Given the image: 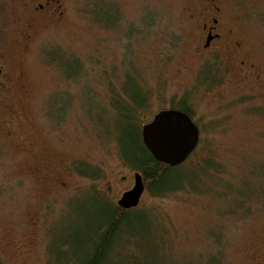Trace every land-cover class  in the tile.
I'll return each instance as SVG.
<instances>
[{
  "label": "rangeland",
  "instance_id": "obj_1",
  "mask_svg": "<svg viewBox=\"0 0 264 264\" xmlns=\"http://www.w3.org/2000/svg\"><path fill=\"white\" fill-rule=\"evenodd\" d=\"M24 3L0 0V66L11 74L0 94L1 261L70 263L108 209L93 193L117 206L133 188L115 135L131 72L151 94L141 128L185 101L200 125L185 190L147 191L138 207L150 213L153 250L173 264H264V88L230 77L200 85L184 0H61L62 19L38 21L29 40ZM263 15L241 20L264 55ZM116 252L110 261L122 264Z\"/></svg>",
  "mask_w": 264,
  "mask_h": 264
},
{
  "label": "trees",
  "instance_id": "obj_2",
  "mask_svg": "<svg viewBox=\"0 0 264 264\" xmlns=\"http://www.w3.org/2000/svg\"><path fill=\"white\" fill-rule=\"evenodd\" d=\"M126 75L128 79L123 89L124 96L116 108L120 123L116 127L115 135L118 136L116 141L120 156L131 169L141 173L146 192L163 197L185 190L184 166L171 167L160 163L144 146L141 137V125L144 122L140 113L149 110L151 94L138 84L133 73ZM178 107L186 113L187 108L184 110V105ZM80 172L92 179L100 174L99 168L88 166L84 172ZM93 194L99 202L107 204L108 209L100 210L96 214V224L90 228V234L80 241L77 254L72 255L71 262L67 264H113L110 258L118 249L122 252V264H173L165 251H154L150 244L152 220L149 212L138 208L139 206L125 210L118 204L110 205L95 192ZM0 264H4L1 259Z\"/></svg>",
  "mask_w": 264,
  "mask_h": 264
},
{
  "label": "flooded vegetation",
  "instance_id": "obj_3",
  "mask_svg": "<svg viewBox=\"0 0 264 264\" xmlns=\"http://www.w3.org/2000/svg\"><path fill=\"white\" fill-rule=\"evenodd\" d=\"M24 4L30 17L24 34L26 40L31 39V31L38 21L49 19L50 16L58 20L63 17L61 0H25ZM253 12L264 14V0H184L186 57L197 61L193 73L199 83H202L200 85L216 87L217 82L230 77L239 86L258 82L264 88V64L259 59V56L264 58L263 52L251 44L252 33L247 31L241 20ZM1 66L0 94H3L11 83V74L8 70L5 72L4 65ZM181 104L185 106L184 110L187 108L186 114L199 128L187 102ZM172 106L168 109L184 112L183 109ZM263 256L264 251L261 257Z\"/></svg>",
  "mask_w": 264,
  "mask_h": 264
},
{
  "label": "water",
  "instance_id": "obj_4",
  "mask_svg": "<svg viewBox=\"0 0 264 264\" xmlns=\"http://www.w3.org/2000/svg\"><path fill=\"white\" fill-rule=\"evenodd\" d=\"M141 137L144 146L160 163L176 167L185 163L196 150L200 141V131L192 119L177 109H166L142 126ZM134 186L126 191L118 206L125 210L137 208L146 186L141 173H135Z\"/></svg>",
  "mask_w": 264,
  "mask_h": 264
}]
</instances>
